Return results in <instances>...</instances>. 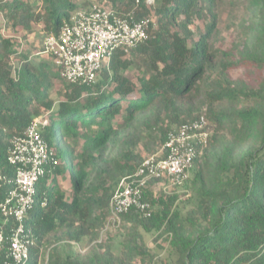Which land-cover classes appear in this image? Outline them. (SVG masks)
<instances>
[{
    "label": "trees",
    "instance_id": "1",
    "mask_svg": "<svg viewBox=\"0 0 264 264\" xmlns=\"http://www.w3.org/2000/svg\"><path fill=\"white\" fill-rule=\"evenodd\" d=\"M253 17L248 50L239 61L214 49L216 0H106L121 16L156 18L149 38L135 49H119L92 86L64 81L48 63H35L16 49L15 39L42 26L48 37L70 23L77 0H0V176L12 178V140L38 117L41 134L59 166L37 185L26 225L36 245L29 264H151L140 230L169 236L160 264H264V0H246ZM207 6L211 21L195 38V20ZM131 19V18H130ZM137 60L136 79L126 71ZM18 61V65H14ZM246 64L260 72L257 85L233 80L230 70ZM64 85L56 100L55 82ZM206 112L212 135L185 184L193 196L186 216L176 197L149 190L150 218L124 215L127 239L116 255L106 241L85 255L60 252V243L92 244L101 236L108 204L119 180L144 157L136 153L142 130L168 132ZM152 182L151 184H153ZM10 186L0 181V200ZM44 204V205H43Z\"/></svg>",
    "mask_w": 264,
    "mask_h": 264
},
{
    "label": "built area",
    "instance_id": "2",
    "mask_svg": "<svg viewBox=\"0 0 264 264\" xmlns=\"http://www.w3.org/2000/svg\"><path fill=\"white\" fill-rule=\"evenodd\" d=\"M144 2L148 8L156 4V0ZM131 14L133 12L124 17L98 4L79 10L59 34L46 38L37 55L49 57L67 83L92 86L103 68L108 69L117 50L137 48L148 40L150 31L156 27L154 17L134 20ZM48 123L46 116L38 117L23 135L12 140L9 163L14 175L12 178L0 176V181L10 186L0 200V264H29L31 250L36 245L26 220L35 202L38 183L49 168L61 164L41 134ZM211 135L206 112L168 132L159 153L144 157L134 172L119 180L108 204L105 229L116 231L122 226L124 215L131 210L144 218L152 217L154 210L145 191L152 182L165 195L184 187L192 177L196 161L209 145Z\"/></svg>",
    "mask_w": 264,
    "mask_h": 264
},
{
    "label": "rangeland",
    "instance_id": "3",
    "mask_svg": "<svg viewBox=\"0 0 264 264\" xmlns=\"http://www.w3.org/2000/svg\"><path fill=\"white\" fill-rule=\"evenodd\" d=\"M77 2L79 8L85 9H88L93 4L102 6L107 5L106 0H77ZM215 13L217 14L218 20L217 33L213 36L212 40H210V44L214 49L230 54L232 59L239 61L240 57L247 53L249 46L247 37L249 28L253 23V17L248 8V3L246 0H216ZM154 19L156 21L155 17ZM0 20H2L1 15ZM195 21L193 31L195 33V38L197 39L200 35V31H204L211 21L207 6L204 5L202 17ZM46 38V35L42 31V26H36L32 32H25L21 38H16L15 47L19 51L30 53L33 62L48 63L50 67L56 71L53 62L49 57L37 55V53L42 50ZM14 65H18V61H15ZM238 67L239 68L237 69L230 70V75L233 80H243L250 85L258 84L260 77V72L258 70L246 64H240ZM139 72V64L137 60H135L134 64L128 69V71H126V74L131 78L136 79ZM54 87L55 93L53 97L58 100L61 97L60 94L64 85L58 80L55 82ZM169 124L170 122L168 118H166V123L163 125H154L150 129L144 128L141 133V140L136 153L143 157L159 153L163 145L160 129H166V126H169ZM157 188L156 185L152 184L149 191L152 193L155 191L157 193L154 194L165 196L164 192L160 190V188L157 190ZM170 196L176 197V207L181 210L183 216H186L193 208V202L190 203L187 201L189 197L193 196L190 188L184 186L180 189H176L174 193L170 194ZM127 229L128 226H125L123 220L122 226L116 231H107L104 226L100 233L101 236L92 244L87 245L86 243H82L78 245L72 243L68 245L66 243H60L58 246L60 247V252H63L64 254L73 251L74 253L85 255L90 249V245L94 247L102 240L111 245L113 252L116 255H119L121 254L124 242L127 239ZM140 233L142 235L143 243L154 257L151 264H160L169 255V236H162L158 232L148 233L143 230H140ZM46 257L47 255L42 257L41 264H46ZM135 264H142L140 257L135 259Z\"/></svg>",
    "mask_w": 264,
    "mask_h": 264
}]
</instances>
